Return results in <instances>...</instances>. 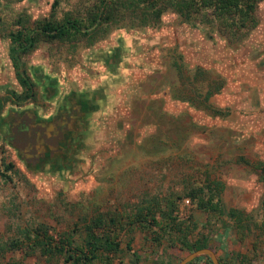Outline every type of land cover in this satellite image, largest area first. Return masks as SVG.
I'll list each match as a JSON object with an SVG mask.
<instances>
[{"label": "rangeland", "instance_id": "rangeland-1", "mask_svg": "<svg viewBox=\"0 0 264 264\" xmlns=\"http://www.w3.org/2000/svg\"><path fill=\"white\" fill-rule=\"evenodd\" d=\"M137 5L0 0V264H71L66 253L35 247V238L54 243L67 236L81 245L84 227L97 216L105 223L119 220V249L88 264H176L190 252L184 244L200 237L218 264H264V181L258 169L264 165V0L240 40L215 31L213 21L193 26L172 12L153 24L143 12L145 2ZM101 9L102 19L91 24ZM44 22H75L77 32L51 39L40 29ZM16 32L31 34L32 45L12 50ZM106 33L138 36L147 44L160 39V85L149 86L139 75L137 84L118 88L117 97L133 98L116 111L105 106L100 112L97 137L87 142L91 149L73 164L70 177L57 180L28 169L2 137L7 113L26 107L43 112L65 88L79 86L90 67L81 57ZM21 71L34 82L31 100L21 99ZM198 186L218 195L219 210L200 209L186 195ZM148 208L162 229L147 220L133 222L138 210ZM228 209L241 210V220L231 219ZM102 227L93 229L101 234L107 231ZM206 258L188 264H212Z\"/></svg>", "mask_w": 264, "mask_h": 264}, {"label": "flooded vegetation", "instance_id": "flooded-vegetation-1", "mask_svg": "<svg viewBox=\"0 0 264 264\" xmlns=\"http://www.w3.org/2000/svg\"><path fill=\"white\" fill-rule=\"evenodd\" d=\"M96 39H101L100 44L93 47L90 43L88 54L81 57L90 67H84L87 77L79 86L65 88L59 98L48 101L43 112L26 107L7 113L2 137L28 169L51 174L57 180L70 177L68 172L72 171L73 164L91 149L92 144L88 147L87 142L97 137L94 128L102 116L100 112L105 106L109 109L114 106L116 111L120 103L133 98L117 97L118 88L137 84L141 80L139 75L148 79L149 86L160 85L161 75L155 74L160 64V39L147 44L140 42L138 36L116 34L109 37L107 33L97 35ZM152 49L156 51L154 56L149 54ZM21 74L31 84L30 92L23 89L25 94L30 93L29 96L21 99L31 100L34 82L25 72ZM49 83L53 88L52 82ZM48 93L51 95V88Z\"/></svg>", "mask_w": 264, "mask_h": 264}, {"label": "trees", "instance_id": "trees-1", "mask_svg": "<svg viewBox=\"0 0 264 264\" xmlns=\"http://www.w3.org/2000/svg\"><path fill=\"white\" fill-rule=\"evenodd\" d=\"M123 1L125 6L129 9L138 8V3L145 2L148 11L145 12L149 17L153 18V24L160 20V17L166 12H172L183 22L190 25H197L202 21L208 20L210 23L213 21L215 26V31L227 35H237V39L240 40L243 35H245L251 28L254 21V11L257 3L260 0H118ZM114 2V0H113ZM146 8V9H147ZM104 9V8H102ZM102 9L99 13L94 14L90 23H96V18L101 20ZM116 8H112L114 12ZM108 10V9H107ZM109 11V10H108ZM144 15V14H142ZM199 16L198 20L196 17ZM213 25V24H212ZM75 22L67 23H42L40 29L45 32L46 35L51 38H64L77 32ZM19 42H26L25 45H19ZM12 50L16 49H26V46H31L34 42V38L31 34H22L16 32L11 38ZM18 73L19 84L23 89L29 92L31 91V84L24 77L23 74ZM30 93L22 96V99H26ZM259 172L264 181V165L260 163ZM192 200L196 201V206L200 209L206 211H217L220 208V199L218 195L209 192V189L202 186L190 188L186 194ZM172 209V208H170ZM228 216L234 221H240L243 215L241 210L228 209L226 211ZM170 217V216H169ZM148 218V219H147ZM147 220V221H146ZM104 220L97 216L95 220H90L89 224L85 226L86 238L83 244L76 245L73 244V240L67 236L59 237L57 241L51 243L52 238H46L42 240L38 237L35 238L37 244H33L35 247L40 249L44 253L51 254H63L66 253V258L71 260V264H88L93 259L97 258L101 254H104V259H109L110 255H113L118 249L119 244L115 240L117 232V224L119 220L113 217L108 218V222H103ZM146 223L154 225L157 229H162L161 225H158L154 213L148 208L146 210H138L133 216V222ZM174 221V220H172ZM106 225V232L102 231L101 234L95 232L93 229H102ZM174 230L179 231V226L173 224ZM95 228V229H96ZM36 235H38L36 233ZM28 238V236H26ZM34 240V241H35ZM16 243V242H15ZM12 245H18L12 244ZM188 250H195L198 248H203L209 246L207 241L202 237L194 239L189 244L185 243ZM29 247V246H28ZM199 258H206V256H198L193 260ZM193 260L187 262L186 264L192 262ZM209 261V260H208Z\"/></svg>", "mask_w": 264, "mask_h": 264}, {"label": "water", "instance_id": "water-1", "mask_svg": "<svg viewBox=\"0 0 264 264\" xmlns=\"http://www.w3.org/2000/svg\"><path fill=\"white\" fill-rule=\"evenodd\" d=\"M200 255H204L208 257L212 264H218V260L215 256V253L209 247L198 248V249L188 252L186 255L180 258L176 264H186L190 260Z\"/></svg>", "mask_w": 264, "mask_h": 264}, {"label": "built area", "instance_id": "built-area-1", "mask_svg": "<svg viewBox=\"0 0 264 264\" xmlns=\"http://www.w3.org/2000/svg\"><path fill=\"white\" fill-rule=\"evenodd\" d=\"M185 202H187V200H185Z\"/></svg>", "mask_w": 264, "mask_h": 264}]
</instances>
